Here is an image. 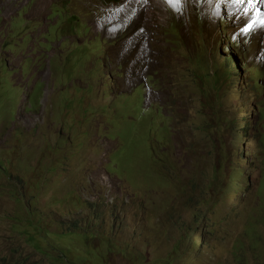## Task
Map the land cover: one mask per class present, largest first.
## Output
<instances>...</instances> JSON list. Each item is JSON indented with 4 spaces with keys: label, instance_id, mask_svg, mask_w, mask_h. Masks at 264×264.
I'll return each mask as SVG.
<instances>
[{
    "label": "rangeland",
    "instance_id": "rangeland-1",
    "mask_svg": "<svg viewBox=\"0 0 264 264\" xmlns=\"http://www.w3.org/2000/svg\"><path fill=\"white\" fill-rule=\"evenodd\" d=\"M255 2L263 11L247 0H0V264L256 263L263 172L234 114L260 93L235 81L229 116L217 112L226 89L200 106L171 80L205 49L206 70L233 51L264 68ZM164 123L171 143L151 153ZM237 147L250 159L231 180Z\"/></svg>",
    "mask_w": 264,
    "mask_h": 264
},
{
    "label": "trees",
    "instance_id": "trees-1",
    "mask_svg": "<svg viewBox=\"0 0 264 264\" xmlns=\"http://www.w3.org/2000/svg\"><path fill=\"white\" fill-rule=\"evenodd\" d=\"M180 40H182L181 37H179ZM175 42V41H174ZM236 46V42H234V45ZM231 50V48L229 49ZM233 57L227 55L225 59H223V64L221 63L220 60H218L216 57L214 59V64L212 69H207L206 70V65L209 64L211 57L209 55V52L205 49L202 54L199 56L197 59L196 64H191L190 60L188 59L186 63H184L183 67L177 72V75H175L171 78V80H176V77L178 78L179 82L174 85V92L173 95L176 97L182 96V94H185L187 96L188 94H191L194 96V98L198 101L200 106L207 105L208 103L217 102L219 103V98L221 95V91L223 89H226V93H224L226 102L224 101L223 107L220 109L217 108V112L221 110L222 114H228L230 116V107H234V99L233 97L235 96L236 92L231 93V90L234 87L235 81H240L243 83L244 86L247 88H250L252 93L258 92L256 96V101L253 102V99L250 100L248 94H246L245 98L243 99L244 104H248V107L242 105L241 107L238 108V111L235 112L234 114V122L236 123V119L239 118L241 120V134L248 139L249 141L251 140V135L253 137V144L257 147V153L256 157L258 160L264 164V98H262V92L264 91V68L259 65L255 64H250L248 63V60L245 56H239L237 53L234 51L232 52ZM183 56V55H182ZM186 57V56H185ZM236 62H235V60ZM231 62V63H230ZM168 66V64H166ZM0 70H4L3 66H0ZM154 75L156 74L155 71L153 72ZM157 79H155L156 81ZM153 80H148L147 83L151 84ZM146 83V82H145ZM41 98L42 96V88L39 86V89L32 91V95L34 94ZM31 95V96H32ZM118 98V97H117ZM114 105L118 107H123V105L118 104L117 100L114 101ZM36 107L38 106L37 104H34ZM236 110V109H235ZM126 109L123 108L121 110H117L114 113H117L118 116H126L123 115L122 113L125 112ZM113 114V113H112ZM161 113L159 112L157 116H160ZM255 115V119L250 121L249 118L251 116ZM153 118V117H152ZM217 119V118H216ZM219 119V118H218ZM138 118L135 117V123H137ZM234 122L231 120L230 125L233 127ZM154 130L151 133L150 136V141L151 137L153 136L152 142L155 143V145L150 149V152L152 153L153 151L156 150L157 144H161L160 150L164 147H168L171 143V140L167 139L169 137L168 133L165 132L166 136H163V138H157L155 137V131H157V127L154 125L153 126ZM217 128V127H216ZM160 130H168L171 129L170 126L167 123H164L162 127L159 128ZM61 141H65L66 139V134L61 137ZM131 142V141H130ZM146 144L147 141H144ZM51 144V143H49ZM234 144L236 145V141H234ZM52 145H50L51 147ZM55 149L59 147H54ZM142 150V142L138 144L137 147V154L136 156H139L141 154ZM245 151V147H237L236 151L234 152L235 159L237 160L238 164H231L232 167L234 168L233 173H231L230 179L233 180L236 178L237 173L241 170L240 167V162L243 161L245 158L250 159L247 157H244L243 152ZM164 152V151H163ZM121 157L123 158L124 161L129 162V157L127 153H121ZM150 156V155H149ZM12 159V158H10ZM126 159V160H125ZM13 160V159H12ZM229 160L228 154L222 157L223 163L220 164V167H217L215 169V176H221L225 173V175H228V173L225 171V167L227 165V161ZM148 161V160H147ZM131 163V162H129ZM166 161L165 160H160V164L162 165V170H157L161 174L164 173V171L168 168L166 166ZM143 169H145V163L142 165ZM139 169H136L135 175L138 177L140 176ZM126 175L128 181H131L135 183L134 176L131 178H128V171L126 170ZM262 180L260 183V186H262V189L264 190V172L262 173ZM171 183H176L178 180L173 178L170 179ZM196 184V181L193 178L189 179V186L192 188L193 185ZM216 181H211L209 183V188L212 189L214 185H216ZM135 187L134 185H132ZM184 188V187H182ZM264 197V193L261 195V198ZM262 200V199H261ZM193 214L196 215L195 219H201V216L198 212L193 211ZM260 220L264 221V218L260 217ZM256 232V226L253 225L251 229L250 235L253 236L254 233ZM199 246L200 247H205L206 244V239L200 235L199 236ZM258 244H257V249L258 245L260 243L264 242V236L257 238ZM194 244V242H193ZM116 249L118 250L119 247ZM251 251L254 252V249H252V243L250 245ZM122 252V250L120 249ZM260 254L255 255L253 257L254 261H256L255 264H264V248L262 246L259 248ZM126 252V250H125ZM253 261L245 262L244 257L239 258V263L240 264H250Z\"/></svg>",
    "mask_w": 264,
    "mask_h": 264
},
{
    "label": "clouds",
    "instance_id": "clouds-1",
    "mask_svg": "<svg viewBox=\"0 0 264 264\" xmlns=\"http://www.w3.org/2000/svg\"><path fill=\"white\" fill-rule=\"evenodd\" d=\"M63 13V12H62ZM64 14V13H63ZM64 16H65V14H64ZM60 17V16H59ZM61 19V18H60ZM76 21H78V20H76ZM49 39V38H48ZM178 65V64H177ZM176 65V66H177ZM148 81V80H147ZM147 81H145L146 82V84H147ZM145 82H143V85H145ZM145 91V90H144ZM159 113V112H158ZM158 113H155V115L154 116H152L153 118H152V120L154 121L155 120V118L157 117V114ZM125 117V116H124ZM134 117V119H135V116H133ZM135 121V120H134ZM168 124V123H167ZM239 124H241V120H239ZM169 125V124H168ZM235 128V127H234ZM157 130H159L160 131V129L158 128ZM161 131H163V133H165V132H167L168 133V135H169V133H170V129H168V130H161ZM237 140V138L235 137V141ZM251 142H253V137H252V135H251ZM242 145V144H241ZM245 145V144H244ZM243 145V146H244ZM245 151H246V147H245ZM255 159L260 163V165H259V167H260V169H261V171L262 172H264V164H262L259 160H258V158L256 157V155H255ZM109 182H111L112 181V179L111 178H109Z\"/></svg>",
    "mask_w": 264,
    "mask_h": 264
},
{
    "label": "bare ground",
    "instance_id": "bare-ground-1",
    "mask_svg": "<svg viewBox=\"0 0 264 264\" xmlns=\"http://www.w3.org/2000/svg\"><path fill=\"white\" fill-rule=\"evenodd\" d=\"M254 6H255V7H258L259 9L262 10V6H263V5L254 2ZM262 11H263V10H262ZM260 15H261V12L256 10V11L250 13V14H246L245 17L248 16V17L250 18V20H251V19H253V18H258ZM246 140L248 141V142H247L248 144L251 143V140H250V141H249L248 139H246ZM104 176H105L106 178H109V175H108L107 173H106Z\"/></svg>",
    "mask_w": 264,
    "mask_h": 264
},
{
    "label": "snow or ice",
    "instance_id": "snow-or-ice-1",
    "mask_svg": "<svg viewBox=\"0 0 264 264\" xmlns=\"http://www.w3.org/2000/svg\"><path fill=\"white\" fill-rule=\"evenodd\" d=\"M169 2L172 3L173 0H169ZM176 2H178V0H176ZM236 2H238V3H243L244 0H236ZM247 2L250 3V4H254L255 0H247ZM254 23H255V22L249 23V24L247 25V28H246L245 30H246V31H250V30L252 29V27L254 26ZM262 23H264V21H262Z\"/></svg>",
    "mask_w": 264,
    "mask_h": 264
}]
</instances>
